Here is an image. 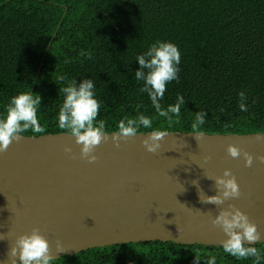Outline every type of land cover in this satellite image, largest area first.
I'll return each instance as SVG.
<instances>
[{
    "label": "trees",
    "instance_id": "1",
    "mask_svg": "<svg viewBox=\"0 0 264 264\" xmlns=\"http://www.w3.org/2000/svg\"><path fill=\"white\" fill-rule=\"evenodd\" d=\"M157 41L176 44L182 54L179 80L160 101L166 109L184 97L170 122L135 79L136 57ZM85 78L95 82L97 121L107 133L143 114L153 128L139 133L263 134L264 0H0V116L14 95L31 92L41 97L44 131L22 136L67 133L58 127L59 88ZM241 91L247 111L239 108ZM197 112L208 116L194 131ZM256 247L264 253V244ZM213 256L217 264L254 259H236L222 247L155 241L92 249L54 264H206Z\"/></svg>",
    "mask_w": 264,
    "mask_h": 264
},
{
    "label": "water",
    "instance_id": "2",
    "mask_svg": "<svg viewBox=\"0 0 264 264\" xmlns=\"http://www.w3.org/2000/svg\"><path fill=\"white\" fill-rule=\"evenodd\" d=\"M107 134L94 163L81 157L82 146L68 133L22 136L0 153V264H9L10 248L33 229L48 240L55 260L155 241L221 247L227 237L211 221L229 205L264 236V162L255 159L264 156V133L170 132L155 154L143 145L149 133L121 138L119 147L115 133ZM229 145L251 154L253 165L246 167L243 155L230 157ZM225 170L235 176L240 197L221 206L202 203L219 194L215 177Z\"/></svg>",
    "mask_w": 264,
    "mask_h": 264
},
{
    "label": "clouds",
    "instance_id": "3",
    "mask_svg": "<svg viewBox=\"0 0 264 264\" xmlns=\"http://www.w3.org/2000/svg\"><path fill=\"white\" fill-rule=\"evenodd\" d=\"M181 51L179 47L166 41H157L149 49L136 57L139 70L135 71V79L143 82L141 92L147 93L153 108L157 114L166 118L169 122L173 116L180 115L181 106L185 104L182 95L177 96L175 105H169L164 109L160 103L167 91L168 85L179 80ZM63 94V104L58 113V127L65 130L69 136L75 138L77 145L81 147V157L94 163L97 156L94 152L105 139L109 137L105 131V124L97 121L101 102L96 98L95 82L93 79H83L77 84L73 80L70 85L59 88ZM241 103V111H247L245 92L238 93ZM42 101L41 97L36 98L30 93H19L14 95L5 107V114L0 116V153L7 151L9 146L16 140L22 138V134L28 130L34 133L44 131L38 119V111ZM139 105L137 108L139 109ZM207 112H197L192 123L194 131L200 129L206 123ZM143 127L152 129V118L143 114L136 118L121 119L117 125L118 131L112 135L117 141L119 139L134 138ZM163 130L153 129L143 145L149 153L155 154L161 148V141L167 136ZM197 140L203 136L195 135ZM71 153V148H66ZM227 152L232 158H239L243 155L245 166L251 167L254 157L248 152H241V149L229 145ZM211 157H206L207 162ZM264 162V156L257 157ZM196 183V182H194ZM218 187V195L201 197L202 203L221 206L230 199H237L241 192L235 176L230 170H225L222 177H215ZM211 223L220 227L227 239L222 243L224 253L236 259H253V264H264V253H261L256 245L264 238L258 230V226L249 220V217L241 210L229 205L228 209H221ZM57 251L63 252V245L57 242ZM9 264H54L55 258L50 251L48 240L40 234L39 229H33L31 234L20 236L8 253ZM198 260V259H197ZM199 261V260H198ZM206 264H217L213 256L206 261Z\"/></svg>",
    "mask_w": 264,
    "mask_h": 264
}]
</instances>
